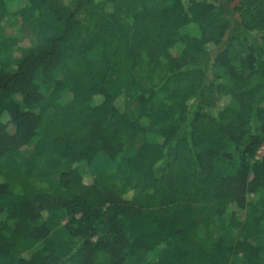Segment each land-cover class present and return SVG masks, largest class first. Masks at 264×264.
I'll return each instance as SVG.
<instances>
[{
	"label": "trees",
	"instance_id": "1",
	"mask_svg": "<svg viewBox=\"0 0 264 264\" xmlns=\"http://www.w3.org/2000/svg\"><path fill=\"white\" fill-rule=\"evenodd\" d=\"M262 149L264 0H0V264H264Z\"/></svg>",
	"mask_w": 264,
	"mask_h": 264
},
{
	"label": "rangeland",
	"instance_id": "2",
	"mask_svg": "<svg viewBox=\"0 0 264 264\" xmlns=\"http://www.w3.org/2000/svg\"><path fill=\"white\" fill-rule=\"evenodd\" d=\"M263 153H264V150L262 149V150L259 152V156H262ZM104 165H105V163H101V164L98 165V167H99L100 169H108V168H109V165H107V166H104ZM87 173H88V172H87ZM87 176H89V175L87 174Z\"/></svg>",
	"mask_w": 264,
	"mask_h": 264
}]
</instances>
